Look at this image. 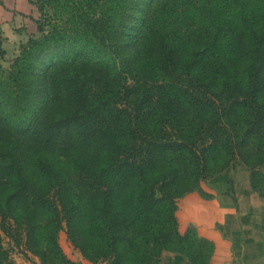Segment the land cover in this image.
<instances>
[{"label":"trees","instance_id":"obj_1","mask_svg":"<svg viewBox=\"0 0 264 264\" xmlns=\"http://www.w3.org/2000/svg\"><path fill=\"white\" fill-rule=\"evenodd\" d=\"M60 6L73 21L34 19L0 76V227L40 264H79L62 227L96 264H211L177 199L235 159L264 191V0ZM0 264H17L1 232Z\"/></svg>","mask_w":264,"mask_h":264},{"label":"crops","instance_id":"obj_2","mask_svg":"<svg viewBox=\"0 0 264 264\" xmlns=\"http://www.w3.org/2000/svg\"><path fill=\"white\" fill-rule=\"evenodd\" d=\"M31 8L28 0H0V35L4 41L21 33L16 27ZM29 28L34 30L32 23ZM207 180L209 185L201 186L208 196L191 190L177 201L176 214L183 208V215L177 214L179 229L184 230L190 222L199 234L212 240L211 264H264V191L252 189L249 171L239 159ZM160 264L190 262L178 252L164 250Z\"/></svg>","mask_w":264,"mask_h":264},{"label":"rangeland","instance_id":"obj_3","mask_svg":"<svg viewBox=\"0 0 264 264\" xmlns=\"http://www.w3.org/2000/svg\"><path fill=\"white\" fill-rule=\"evenodd\" d=\"M32 4V8L27 10L23 14V21L19 24L16 29H20L21 33L16 36H12L9 41H4L2 36L0 35V40L2 43V47L4 48V54L0 57V65L1 72L0 76L3 80H8L9 73L12 70L13 60L16 55L19 54L21 47L24 43H26L28 37L33 36L35 38H39L42 36L43 32L38 30L36 22L34 19L41 18L43 23L44 32H50L52 30L51 25L53 23H57L59 25H64L66 23L72 22L70 16L66 14V12L60 6V2L62 0H28ZM102 5L94 4L93 10L97 11ZM32 23L34 30H31L30 24ZM234 164V161L233 163ZM210 179V178H209ZM202 185H209L208 180H202ZM202 187V186H201ZM185 194V193H184ZM183 196V195H181ZM180 196V197H181ZM180 197H178L177 201H181ZM179 210V211H178ZM177 214L183 215V208L178 209ZM181 212V213H180ZM186 221V220H185ZM188 225H193L195 230L199 233L196 225L193 223H188ZM182 228V226H181ZM0 232L2 235V243L3 247L8 252L9 256L14 260L17 264H40L39 260L36 256L32 254H24L22 246L17 245L15 240L11 238V236L6 232V230L0 227ZM21 233V237L23 238V233ZM58 241L62 246L64 252L72 259L79 262V264H96L93 262H88L86 259L81 256L79 250L75 248L67 238V234L65 228L62 227L58 231Z\"/></svg>","mask_w":264,"mask_h":264}]
</instances>
